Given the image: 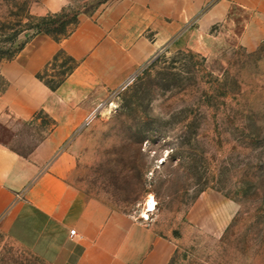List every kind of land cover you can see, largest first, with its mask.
Wrapping results in <instances>:
<instances>
[{"label":"rangeland","instance_id":"obj_1","mask_svg":"<svg viewBox=\"0 0 264 264\" xmlns=\"http://www.w3.org/2000/svg\"><path fill=\"white\" fill-rule=\"evenodd\" d=\"M113 1L0 0V94L33 24L69 29ZM234 15L190 22L131 78L87 92L83 124L60 148L69 181L172 243L167 264H264V39ZM72 66L58 53L35 77L55 84ZM54 123L6 108L0 144L28 156ZM0 264L46 263L0 232Z\"/></svg>","mask_w":264,"mask_h":264},{"label":"crops","instance_id":"obj_2","mask_svg":"<svg viewBox=\"0 0 264 264\" xmlns=\"http://www.w3.org/2000/svg\"><path fill=\"white\" fill-rule=\"evenodd\" d=\"M234 13L264 39V0H115L60 41L32 37L10 63L0 114L7 108L27 120L43 110L55 123L28 156L0 144V232L46 264H167L172 243L69 181L72 157L60 148L83 124L87 92L131 78L190 22ZM59 50L77 65L52 90L35 74Z\"/></svg>","mask_w":264,"mask_h":264},{"label":"trees","instance_id":"obj_3","mask_svg":"<svg viewBox=\"0 0 264 264\" xmlns=\"http://www.w3.org/2000/svg\"><path fill=\"white\" fill-rule=\"evenodd\" d=\"M66 15H63L62 17H65ZM51 17V16H50ZM49 18V16L47 17V19ZM66 21H61L59 22L58 24L56 23V21H47L45 22V18H41L39 20V22H36L35 24L32 25V27L34 28L35 32L33 33V36L39 34V33H44L46 35H48L49 37H51L53 40L55 41H60L64 38H66L70 33L73 32V30L75 29V27L77 26V23L69 28V29H66L65 26H66ZM47 25V26H46ZM25 43H23L22 45H20L15 51L14 55H16L17 53H19L23 47H24ZM4 52H1L0 51V55H3ZM58 53H63L65 54L62 50H59L55 56L53 57V59H55L56 55ZM14 55H11L10 57H13ZM66 55V54H65ZM68 60L70 62L73 63V66L67 71L66 75L64 78H62L61 80H59L58 82H56L55 84H47V86L54 90L56 89L66 78V76L73 70V68L77 65V62L71 58L70 56H68Z\"/></svg>","mask_w":264,"mask_h":264},{"label":"built area","instance_id":"obj_4","mask_svg":"<svg viewBox=\"0 0 264 264\" xmlns=\"http://www.w3.org/2000/svg\"><path fill=\"white\" fill-rule=\"evenodd\" d=\"M69 233H70V235H74V234H75V230H74V229H71V230L69 231Z\"/></svg>","mask_w":264,"mask_h":264},{"label":"bare ground","instance_id":"obj_5","mask_svg":"<svg viewBox=\"0 0 264 264\" xmlns=\"http://www.w3.org/2000/svg\"><path fill=\"white\" fill-rule=\"evenodd\" d=\"M112 104H113V103H112ZM148 205H149V202H148ZM142 217H143L144 219H147V217H148L147 213H146V214H143Z\"/></svg>","mask_w":264,"mask_h":264},{"label":"snow or ice","instance_id":"obj_6","mask_svg":"<svg viewBox=\"0 0 264 264\" xmlns=\"http://www.w3.org/2000/svg\"><path fill=\"white\" fill-rule=\"evenodd\" d=\"M149 205L151 206V200H149Z\"/></svg>","mask_w":264,"mask_h":264}]
</instances>
